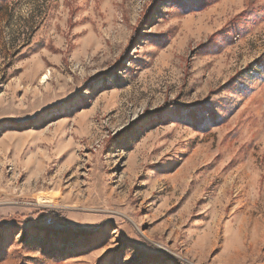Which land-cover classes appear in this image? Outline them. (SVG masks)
<instances>
[{"label":"rangeland","instance_id":"374dc122","mask_svg":"<svg viewBox=\"0 0 264 264\" xmlns=\"http://www.w3.org/2000/svg\"><path fill=\"white\" fill-rule=\"evenodd\" d=\"M0 264H264V0H0Z\"/></svg>","mask_w":264,"mask_h":264},{"label":"bare ground","instance_id":"6f19581e","mask_svg":"<svg viewBox=\"0 0 264 264\" xmlns=\"http://www.w3.org/2000/svg\"><path fill=\"white\" fill-rule=\"evenodd\" d=\"M47 79H48V75L45 74V75H43V77H41L40 82H41V83H44V82H46Z\"/></svg>","mask_w":264,"mask_h":264}]
</instances>
